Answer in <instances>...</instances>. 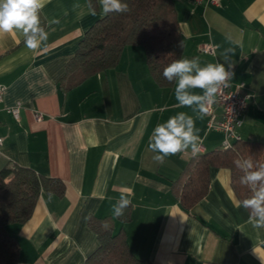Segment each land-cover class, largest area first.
<instances>
[{
	"label": "crops",
	"instance_id": "obj_1",
	"mask_svg": "<svg viewBox=\"0 0 264 264\" xmlns=\"http://www.w3.org/2000/svg\"><path fill=\"white\" fill-rule=\"evenodd\" d=\"M172 1L184 41L181 58L233 65L231 87L243 83L253 95L237 133L264 143V0ZM43 3L48 37L37 49L25 46L19 30L0 33V169L15 165L57 178L64 194L42 192L25 223L8 225L19 244L16 264H83L98 246L91 220L121 232L132 255L151 264H264V227L249 219L229 169L211 167L204 197L188 211L180 204L175 182L191 159L222 147L225 135L208 126L221 116L218 104L202 117L180 107L175 83L155 82L141 45H126L115 67L64 89L68 62L104 13L98 0L95 15L89 0ZM208 43L213 54L200 51ZM17 105L15 118L7 108ZM178 112L194 118L202 151L159 164L149 137ZM122 195L130 205L116 217L113 205Z\"/></svg>",
	"mask_w": 264,
	"mask_h": 264
},
{
	"label": "trees",
	"instance_id": "obj_2",
	"mask_svg": "<svg viewBox=\"0 0 264 264\" xmlns=\"http://www.w3.org/2000/svg\"><path fill=\"white\" fill-rule=\"evenodd\" d=\"M89 2L95 7L96 0ZM122 2L128 4V12L104 14L85 32L67 64L64 89L74 88L92 75L115 67L126 45L144 47L148 69L159 86L173 84L162 75L168 64L181 58L184 47L173 1ZM249 156L254 161L264 162V143L240 139L230 148L220 147L192 158L184 175L175 182L181 206L188 211L204 197L211 167L229 169L231 187L238 200L249 198L251 191L240 183L243 173L234 164L236 159ZM42 192L62 196L64 184L27 167L14 165L0 169V264H16L19 244L9 233L8 225L25 223ZM90 226L96 233L98 246L83 264H151L132 255L121 232L114 233L94 220Z\"/></svg>",
	"mask_w": 264,
	"mask_h": 264
},
{
	"label": "clouds",
	"instance_id": "obj_3",
	"mask_svg": "<svg viewBox=\"0 0 264 264\" xmlns=\"http://www.w3.org/2000/svg\"><path fill=\"white\" fill-rule=\"evenodd\" d=\"M98 2L105 15L129 11L128 4L122 0ZM43 7V0H0V33L19 30L24 36L25 46L37 49L48 37L41 25L40 11ZM89 11L92 15L96 14L91 3ZM222 59L227 62L229 56L225 54ZM232 66L228 64L226 69L225 64L218 61L201 66L199 57H182L168 64L162 75L169 83H175L174 95L178 105L192 108L202 117L208 111V106L215 103L217 96L229 86L234 73L228 69ZM195 89L202 90V94H195ZM198 131L194 118L185 112H178L165 122L158 123L148 143V150L154 153L152 160L163 164L169 156L187 154L189 151L193 156L199 154L202 144ZM234 164L243 173L240 183L251 191V196L242 201V207L249 210V219L254 227H264V162L254 161L249 156L236 159ZM129 205L130 200L122 195L113 205L114 215L123 216Z\"/></svg>",
	"mask_w": 264,
	"mask_h": 264
},
{
	"label": "built area",
	"instance_id": "obj_4",
	"mask_svg": "<svg viewBox=\"0 0 264 264\" xmlns=\"http://www.w3.org/2000/svg\"><path fill=\"white\" fill-rule=\"evenodd\" d=\"M195 4L202 5H219V0H193ZM200 51L206 54H213L214 48L211 44H204L200 47ZM230 70V69H228ZM244 84L239 83L234 87H231V83L227 88L222 90V93L217 96L216 103L221 108V116L218 120L208 122V126L211 129L218 130L225 135V139L222 143L223 148H230L235 141L240 140V136L237 133V129L241 126V116L249 101L252 100L253 95L243 91ZM4 86L0 85V101L2 100V94ZM212 105V104H211ZM208 106V112L210 106ZM15 118H18L19 105L7 108ZM37 120L41 119L40 114H35ZM2 138L0 137V146L2 144Z\"/></svg>",
	"mask_w": 264,
	"mask_h": 264
}]
</instances>
